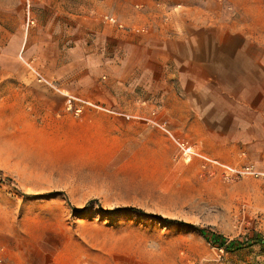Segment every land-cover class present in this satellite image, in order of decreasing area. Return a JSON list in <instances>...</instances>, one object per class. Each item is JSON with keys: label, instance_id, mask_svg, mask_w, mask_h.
Wrapping results in <instances>:
<instances>
[{"label": "rangeland", "instance_id": "1", "mask_svg": "<svg viewBox=\"0 0 264 264\" xmlns=\"http://www.w3.org/2000/svg\"><path fill=\"white\" fill-rule=\"evenodd\" d=\"M62 1L33 8L62 22L0 21V171L12 180H0V245L37 261L264 264L248 242L264 237V0ZM174 36L213 66L219 122L192 124L180 106L138 114L152 91L120 69L137 73L142 52Z\"/></svg>", "mask_w": 264, "mask_h": 264}, {"label": "crops", "instance_id": "2", "mask_svg": "<svg viewBox=\"0 0 264 264\" xmlns=\"http://www.w3.org/2000/svg\"><path fill=\"white\" fill-rule=\"evenodd\" d=\"M26 1L30 8L27 7V11L24 12L22 9L24 8V0H0V21L5 18L7 20H3V22H11V20L17 22V18H22L21 15L23 14V16L27 15V20L23 22H62L56 18V15L59 14H55L54 17H51L50 14L48 18L42 19L37 16L33 8L40 5L45 11H57L63 6V1L59 3V0H40V4H37L36 0ZM180 37L174 36L173 40L165 42V50L142 52V55H146L143 57L146 59L143 63L144 66L140 65L135 74H129L126 69H120L121 79L127 83H137L142 85L144 89H148L149 92L152 91L150 99L148 97L135 99L137 101L136 106L139 107L138 114L142 113V116L146 112L141 109V105L164 108L168 115L174 114L173 108L175 106H180L192 124L202 126V123H208V121L219 122L220 118L218 117L227 115L229 110L218 104L223 98V93L220 89L221 84L213 80V66H204L201 62L197 63L193 60L192 54L187 52L188 42ZM17 41L18 36L13 34L12 38L10 37V45L16 44ZM173 41L174 45H172ZM23 42H26V39ZM27 51L24 48L9 54V57L27 58L32 55L29 54L30 51ZM161 91H165L163 96L159 95ZM166 94H168L167 97H165ZM216 99L220 102H217ZM154 113H158L156 118L161 117V113L157 111ZM121 114L127 117L132 116L123 111ZM212 115H215L216 118H213ZM162 120L164 121L166 118ZM217 145L220 146L219 143ZM0 261H2L0 264H81L82 258L75 252L61 251L53 254L51 259L37 261L28 257V250L23 252L17 248H5L0 245ZM94 264L107 263L95 260Z\"/></svg>", "mask_w": 264, "mask_h": 264}, {"label": "trees", "instance_id": "3", "mask_svg": "<svg viewBox=\"0 0 264 264\" xmlns=\"http://www.w3.org/2000/svg\"><path fill=\"white\" fill-rule=\"evenodd\" d=\"M0 180H4V181H12L10 178H6L4 177V174L2 171H0ZM128 210H131V211H136V212H140L142 213L141 210L139 209H136V208H129ZM153 217H156V216H153ZM182 223V222H181ZM190 227L192 228H196L195 226L193 225H189ZM198 231H200L204 237L207 239V241L209 243H214V245H216L217 242H219V244H222L223 242H227V240L223 239L222 236L214 233V232H209L208 230H205V229H200V228H196ZM248 242L253 245V244H259L261 245L263 248H264V237L262 235H259V234H256L254 237H252L251 239L248 240ZM218 245V243H217ZM243 244L242 242H239L238 240H235V241H232L230 242L227 247L230 248V249H237L238 247H241Z\"/></svg>", "mask_w": 264, "mask_h": 264}, {"label": "built area", "instance_id": "4", "mask_svg": "<svg viewBox=\"0 0 264 264\" xmlns=\"http://www.w3.org/2000/svg\"><path fill=\"white\" fill-rule=\"evenodd\" d=\"M112 23L117 24V22H112ZM120 27H122V26L120 25ZM0 262L2 263V261H0Z\"/></svg>", "mask_w": 264, "mask_h": 264}]
</instances>
